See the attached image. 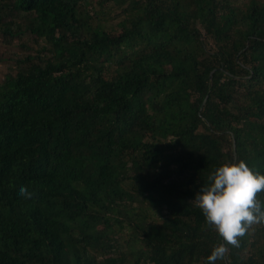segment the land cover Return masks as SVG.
<instances>
[{
    "label": "trees",
    "instance_id": "1",
    "mask_svg": "<svg viewBox=\"0 0 264 264\" xmlns=\"http://www.w3.org/2000/svg\"><path fill=\"white\" fill-rule=\"evenodd\" d=\"M3 48L0 264H206L190 202L264 174V0H0ZM238 240L215 264H264Z\"/></svg>",
    "mask_w": 264,
    "mask_h": 264
},
{
    "label": "clouds",
    "instance_id": "2",
    "mask_svg": "<svg viewBox=\"0 0 264 264\" xmlns=\"http://www.w3.org/2000/svg\"><path fill=\"white\" fill-rule=\"evenodd\" d=\"M207 180L190 203L202 211L207 225L223 240L207 258L206 264H215L227 253L228 245L239 246L238 238L253 224L264 223V201L257 198L264 193V174L240 160L216 168ZM18 194L25 199L34 195L26 186Z\"/></svg>",
    "mask_w": 264,
    "mask_h": 264
},
{
    "label": "rangeland",
    "instance_id": "3",
    "mask_svg": "<svg viewBox=\"0 0 264 264\" xmlns=\"http://www.w3.org/2000/svg\"><path fill=\"white\" fill-rule=\"evenodd\" d=\"M0 51L5 52V51H7V49H5V51H4V48H3V50L1 49ZM5 71H6V64L4 62L0 61V75L1 74L3 75L5 73Z\"/></svg>",
    "mask_w": 264,
    "mask_h": 264
}]
</instances>
